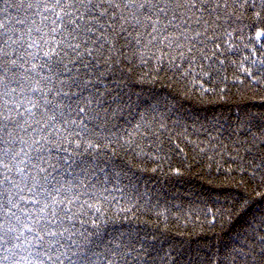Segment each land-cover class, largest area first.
<instances>
[{"label": "trees", "instance_id": "1", "mask_svg": "<svg viewBox=\"0 0 264 264\" xmlns=\"http://www.w3.org/2000/svg\"><path fill=\"white\" fill-rule=\"evenodd\" d=\"M115 5L82 21L85 48L66 16L79 0L0 3V134L35 177L28 226L63 233L44 241L60 261L31 264H264V0Z\"/></svg>", "mask_w": 264, "mask_h": 264}, {"label": "snow or ice", "instance_id": "2", "mask_svg": "<svg viewBox=\"0 0 264 264\" xmlns=\"http://www.w3.org/2000/svg\"><path fill=\"white\" fill-rule=\"evenodd\" d=\"M4 2H6V0H0V3ZM79 2L81 6L84 7L85 11L80 12V9L77 8V15L74 16L72 13H66V16L74 26L72 28L73 33H83L84 36L88 37V39L83 41V46L87 48L89 41H94L95 32L93 31V22L91 20H88L87 23H82V21L85 20L88 16H93L97 21H99L101 17L107 14V9H103L101 11H97V9L103 8L104 4H113L114 6L116 5L115 0H79ZM65 3L66 0H37V6H43L45 11L49 14L56 12L60 8H63ZM49 4L51 5V7L48 6ZM31 6V4L28 5V7ZM159 11L164 12V9L159 8ZM47 18L48 17H46V19ZM63 19V17L57 15L53 23L59 24L63 22ZM100 27L102 28L103 25L101 24ZM2 28L3 24L0 23V29ZM53 31H57V29L54 28ZM90 33L91 35H89ZM0 37H3L2 31H0ZM5 44H7V40L0 38V59H2L4 55H7L4 48ZM79 47V43L73 45V48L75 50H78ZM88 55H92V52L89 51ZM21 59L23 58L21 57ZM12 63L13 65H15V60H13ZM6 75L7 74L4 73L2 69H0V87L5 86ZM11 91L15 92L16 89L12 88ZM33 91H36V89H34ZM40 91H43V89H40ZM4 95L5 93L0 92V98H3ZM20 103L22 104V101ZM32 107L35 108L36 104H33ZM14 110L21 117L23 116V112H20L19 108H14ZM25 111H27L32 116L35 115V113L32 112L31 108H26ZM6 112V108L0 110V118H5ZM6 118L11 120L10 116ZM13 123H15V121H13ZM25 123H27V121H25ZM6 127V125H3L2 122H0V133H3L6 130ZM29 127H31V125H29ZM9 135H11V133H9ZM35 143L39 145L40 142L36 141ZM21 151H23V149H21ZM10 153H12L11 141H9L8 145H5L4 137L2 134H0V261H10L14 262V264H21V261H28V264H31V259L44 255H47L48 259L54 258L55 260L60 261V257H53V252L51 251L53 249H55L56 251L59 241L50 242L48 248H45L44 241L46 236L55 238L57 235L62 236L63 233H58L52 230V228L50 227L52 225L51 220H48L46 225H41V227L37 228L35 231L32 226H28L29 224L38 223V221L29 212L25 211L24 206H22L24 205V197L22 193H24L25 188H27L30 193L35 192L34 186L27 183L28 178L34 180L35 177H32L31 173L27 171L28 161L20 157V153H14L12 155H10ZM5 156H9V159L12 161H15L19 158L20 164L25 165V167H21L20 164L15 165V177L9 174L13 172L14 168L13 165L9 164V162L4 159ZM31 166L33 169L36 168L35 163H32ZM5 169H7V172L5 171ZM41 171H44V169H41ZM42 179L47 181L48 177L44 176L42 177ZM21 182L25 183V187H20ZM6 184L9 188L15 186L19 189V192L16 193V196L19 197V203L17 199L12 196H9L7 198V202H5L4 190ZM27 203L38 204L39 200H29L27 201ZM18 211L23 214L24 221H21V216L18 215ZM6 220H14L15 224L13 225L12 223H8L7 226H5ZM41 232H43L44 234L41 235ZM25 233L32 235H25ZM29 236H31L32 239H29ZM36 247H43L47 249V251L35 252L34 254L33 249H35ZM24 252H27V255H24ZM16 257H19V260H17ZM85 259H87V257ZM40 264H44V261L41 260Z\"/></svg>", "mask_w": 264, "mask_h": 264}]
</instances>
